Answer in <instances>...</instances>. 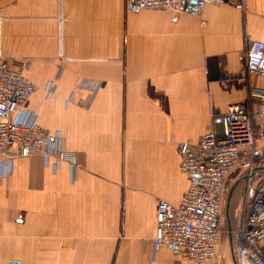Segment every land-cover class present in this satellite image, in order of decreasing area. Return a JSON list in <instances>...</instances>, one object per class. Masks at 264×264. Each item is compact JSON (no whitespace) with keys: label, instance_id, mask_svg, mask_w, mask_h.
Masks as SVG:
<instances>
[{"label":"crops","instance_id":"obj_1","mask_svg":"<svg viewBox=\"0 0 264 264\" xmlns=\"http://www.w3.org/2000/svg\"><path fill=\"white\" fill-rule=\"evenodd\" d=\"M234 2L196 16L133 13L130 0H0L5 57L35 86L28 109L80 166L54 170L40 155L0 166V264H194L155 250L157 209L189 188L179 145L264 89L246 67L247 41H264V0ZM261 178L264 167L253 193ZM230 179L231 263L213 264H238L246 172Z\"/></svg>","mask_w":264,"mask_h":264},{"label":"built area","instance_id":"obj_2","mask_svg":"<svg viewBox=\"0 0 264 264\" xmlns=\"http://www.w3.org/2000/svg\"><path fill=\"white\" fill-rule=\"evenodd\" d=\"M210 4H235L234 0H130L129 10L164 9L201 16ZM2 20L0 19V35ZM249 74L264 79V41H247ZM6 59L0 41V166L40 155L54 170L67 164L79 169L76 155L64 147L60 132L50 133L28 109L35 86L24 70ZM50 85L48 91L54 92ZM180 171L189 188L179 205L161 201L156 216L155 250L172 247L181 261L213 264L222 239V209L230 178L246 172L243 215L237 241L238 264H264V178L252 192L255 170L264 167V89L251 92L245 102L229 107L213 118L212 131L197 143L178 147Z\"/></svg>","mask_w":264,"mask_h":264},{"label":"rangeland","instance_id":"obj_3","mask_svg":"<svg viewBox=\"0 0 264 264\" xmlns=\"http://www.w3.org/2000/svg\"><path fill=\"white\" fill-rule=\"evenodd\" d=\"M232 178V177H231ZM232 179H230L231 181ZM229 181V183H230ZM228 183V190L226 192V196H225V199H224V204H223V209H222V217H223V224H222V239H221V245L219 247V250H218V255L221 254L223 257H225V259L228 261V263L230 261V254H231V241H230V234H229V228H228V222H227V201H228V195H229V192H230V189L232 187V184H229ZM233 204V205H232ZM234 203L232 201L231 203V206H230V216L232 217V213H233V209H234ZM232 226L235 227V223L236 222H233V217H232Z\"/></svg>","mask_w":264,"mask_h":264},{"label":"water","instance_id":"obj_4","mask_svg":"<svg viewBox=\"0 0 264 264\" xmlns=\"http://www.w3.org/2000/svg\"><path fill=\"white\" fill-rule=\"evenodd\" d=\"M184 1H186V0H183V2ZM197 0H194V2H196ZM238 184H236L235 186H233L232 187V189L230 190V193H229V202H230V199H231V197H232V195H233V192H234V190H235V188H236V186H237ZM228 208H229V203H228V207H227V213H228Z\"/></svg>","mask_w":264,"mask_h":264}]
</instances>
